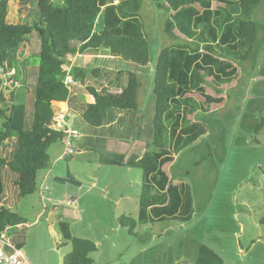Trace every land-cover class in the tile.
I'll use <instances>...</instances> for the list:
<instances>
[{"label": "trees", "instance_id": "16d2710c", "mask_svg": "<svg viewBox=\"0 0 264 264\" xmlns=\"http://www.w3.org/2000/svg\"><path fill=\"white\" fill-rule=\"evenodd\" d=\"M27 1L20 0L21 6ZM31 1L35 2L36 10L29 2L27 23H14L9 19L10 0H0V68L5 74L13 72L8 96L0 78V233L5 228L18 232L17 225L26 223L1 205L6 178L10 173L15 174L14 186L20 198L33 195L38 174L49 166L50 148L66 136L64 130L52 127L53 105L67 104L70 99V88L64 82L66 56L104 49L111 57L138 67H146L149 62V43L139 14L142 0ZM150 1L168 13L163 24L165 35L178 40V44L161 49L157 55L152 82V139L145 144L139 158L125 160L115 155L106 161L141 173L138 218L125 215L116 218L117 224L132 237L137 235V225L147 224L148 213L151 223L166 219L184 223L190 219L192 202L187 190L183 185L173 184L163 168L172 162L177 149L190 145L205 133L200 124L188 123L186 116L192 114L193 106L199 107L196 96L205 104L221 103V99L206 94L205 84L219 94L221 85L236 75L235 61L247 59L257 39V24L252 14L261 2ZM213 2L219 4L215 10ZM26 50L28 54L22 62L30 60L33 69L17 67V58ZM97 72L89 73L97 77ZM18 74L24 79L23 90L32 94V108L26 107V100L17 91L21 84ZM69 75L82 82L86 73L73 69ZM126 75L127 81L121 90L87 88L91 102L73 106L74 113L87 127L97 129L108 125L118 111H139V79L132 72ZM260 119L256 132L264 127V119ZM57 225L64 246L70 247L62 264H93L90 255L97 251L96 243L73 236L66 216ZM146 256H150V251L142 255L144 260ZM194 264L224 262L202 244Z\"/></svg>", "mask_w": 264, "mask_h": 264}, {"label": "rangeland", "instance_id": "374dc122", "mask_svg": "<svg viewBox=\"0 0 264 264\" xmlns=\"http://www.w3.org/2000/svg\"><path fill=\"white\" fill-rule=\"evenodd\" d=\"M27 2L22 7L20 0H10L11 22L27 23L29 2L36 10L34 1ZM218 5L213 3L214 7ZM259 5L255 11L257 17L252 19L254 22L256 19L260 35L264 29V0ZM139 14L149 43V62L146 67L111 57L104 49L78 57L80 62L90 65V69L102 67V81L109 80L111 75L104 71L114 67L127 68L143 78L139 94L142 111L138 138L147 144L152 139V82L157 55L161 49L178 44V40L170 39L164 33L166 12L163 7L156 8L150 0H142ZM25 52L28 54V50ZM31 64L30 60L22 62L17 58L18 68L24 66L26 69ZM234 65L237 67L236 75L220 87L226 104L208 105L204 111L200 105L198 108L193 106L192 114L186 116L188 120L190 118L188 123L200 124L205 133L190 145L177 149L172 162L163 168L172 183L183 185L188 192L192 205L191 217L187 222L166 219L151 223V214L148 213L147 224L137 225L135 237L128 236L127 231L117 224L116 218L120 215L138 218L141 173L135 168L121 169L111 165H105L97 172L96 161L107 159L110 155L106 153L110 151L106 143L104 148L93 146L92 150L82 151L81 154L78 152L72 165L71 160L64 161L68 164V174H56L57 178L52 180L48 192L46 190L47 205L61 207L59 204H62L66 194H77L81 184L88 186L89 182L95 183L85 207L80 209L77 206L80 213L72 215V221L68 220L71 232L75 229L88 233L121 232V236L103 240L102 243L103 251L111 243L117 246V255L112 264H194L202 244L215 251L224 264H264V127L255 131L256 125L261 122L260 118L264 119V38L255 42L246 60H236ZM16 77L21 82L18 93L26 100V107L32 108V94L23 90L22 75ZM91 86L97 89L95 84ZM205 86L206 93L213 92L209 84ZM8 94L9 90H5V95ZM196 100L200 104V100ZM129 146L130 143H121L119 148L127 151ZM122 153L119 155L124 158L126 153ZM119 172H126L127 175L119 179L116 175ZM10 175L15 176L13 173ZM123 181L128 186V195L132 196L114 204L115 184ZM4 184L9 189L13 186L9 177ZM117 188L120 195L125 190L121 184ZM75 194L74 200L78 195ZM32 196L38 199L36 194ZM34 197H25L20 203L27 211L25 219L29 223L34 214L25 206ZM45 226V220L41 219L36 225L24 229V232H47ZM149 248L150 256L145 257V263L139 254ZM59 251L65 253L67 250L59 248Z\"/></svg>", "mask_w": 264, "mask_h": 264}, {"label": "crops", "instance_id": "0c3cea01", "mask_svg": "<svg viewBox=\"0 0 264 264\" xmlns=\"http://www.w3.org/2000/svg\"><path fill=\"white\" fill-rule=\"evenodd\" d=\"M117 1H115L116 3ZM215 3V2H213ZM260 6V5H259ZM258 6V7H259ZM217 7V6H216ZM216 7L212 4V9L215 10ZM257 7V8H258ZM198 12H201L200 8H196ZM256 9L253 11L252 17L256 16ZM166 12V11H165ZM167 14L165 15L164 21L167 17ZM255 14V15H254ZM255 19V18H254ZM255 23L257 24V39L256 41H262L264 38V29H262L261 34L259 35V26L255 19ZM179 35V34H178ZM79 55H75L71 57L68 61V66H70V71L73 69H76L79 72L86 73L85 77L83 78V81H75V85L70 87V99L67 104H55L53 105V110L55 115H63L64 118L61 121L62 123H55L58 125V130L61 128L66 130H76L79 133V138L73 140L72 142V149L73 153L70 157L63 159L62 156V146L61 144H57L54 147H51L49 150V156H50V165L45 170L41 171L38 174V184L37 189L33 195H37L38 199L34 196L33 200H29L27 203L29 205L25 206L30 208V212L34 214L33 220L31 223H29L26 218V210H24V207L20 204L21 201L24 198H20L18 196L17 188L14 186V176L9 175V178L12 180L11 188L9 189L6 187L5 194L1 200V205L8 209L10 212L16 214L18 217L25 220V224H19L17 225L16 229L18 232H11L8 230L7 234L12 244L15 245L18 244L21 246L19 249L22 252V255L24 256V259L29 264H62L63 257L70 252V247L64 246V241L62 239L61 233L58 229V222L63 218L67 217V219L72 221V215L79 214L80 211L78 210L83 209L86 204V200L88 199L89 194H91V190L96 186L95 183L89 182L88 186L81 184L78 187L77 194L71 193V195L66 194L65 198L62 200L61 207L53 206L49 207L47 205V199L46 196V190L48 192V187L52 185V180L57 178L56 174H59L61 172H64L65 174H68V164L64 162L65 160H71L70 165H72L76 161V155L81 154L82 151H89L92 150L93 146L96 148H104L105 143L106 146L110 151L107 150V154H110L107 159L101 160L98 159L96 162L98 165H96V169L99 172L101 170V167L105 165H111L113 167L117 168H127L131 169L126 166H115L112 164L107 163L106 161L111 159L115 155H123L122 152H125L126 155H124V159L127 160L128 155L130 154V157H141L144 149H145V143L138 138L139 136V120L141 117V111H142V103L140 102L139 94L142 91V84H143V78L139 77L136 73V76L139 79L140 82V89L138 92V101L140 103V109L137 113L127 112V111H118L114 114V120L113 122L109 123L106 126L97 128V129H91L85 125L79 116L74 113L73 106L76 108V106H83L87 103L91 102V97L87 93V88L100 91L102 88H106L110 91H119L121 90L127 81V72H132L127 68H110L108 71H104L105 73H110L109 80L102 81L100 77H102L103 71H101L100 68H93L90 69V65L87 63H82L79 60ZM27 57L26 52L22 56H20L21 60H24ZM235 66V65H234ZM236 67V66H235ZM92 70H99L97 72V77H93L89 72ZM236 73H237V67H236ZM11 75L5 74L2 77V88L4 90H8V88L11 85ZM95 84L97 86V89L91 86ZM225 85V84H223ZM222 87V86H221ZM220 89V88H219ZM208 91H212L209 90ZM208 94V93H206ZM213 98H219L221 99V103L215 104H205L203 99L196 98L200 100V105L204 107V109L208 105H219L223 106L226 104L225 100L222 97L221 90L219 94H216L214 92L209 93ZM197 101V100H196ZM59 105H62L64 107H60ZM66 112L70 114V116L66 115ZM190 117V116H189ZM190 120V118H189ZM120 125V126H116ZM111 129L112 131H109ZM121 143H130L129 149L127 151H123L119 146ZM76 152V153H75ZM113 155V156H112ZM93 162L92 164L96 163ZM108 171V168H107ZM109 171H112L109 169ZM165 172V171H164ZM166 173V172H165ZM167 174V173H166ZM119 177L120 176H126V172H119L116 173ZM168 175V174H167ZM169 177V176H168ZM50 179V181H49ZM96 180V179H95ZM122 185V187L125 188L124 192H121V195L118 194V185ZM173 184H176L173 182ZM116 190L114 189L112 202L118 203V200H122L124 198L131 197L132 195H128V186L125 183V181L115 184ZM140 191V187H139ZM117 192V193H116ZM77 195V199L74 200L73 196ZM84 195V196H83ZM100 197V194L98 195ZM48 198V197H47ZM30 199V198H28ZM72 203H69V202ZM73 205V206H72ZM150 212V210H148ZM139 216V210L137 212V217ZM75 217V216H74ZM41 219L45 220L46 223V231L47 232H24V229H27L30 225H36L37 222L41 221ZM121 232H79L77 229L72 232L73 236L79 237V238H86L89 240H92L97 245V251L92 253L90 257L93 260V264H112L115 256L117 255V246L115 243H111L108 245V249L103 251V240H109L111 238L118 237ZM129 236V235H128ZM16 247V245H15ZM59 248H64L66 251L65 253H62L59 251ZM151 248L147 250H142V252L139 254V256L146 254L149 252ZM101 253V254H100ZM103 253V254H102ZM105 257V259L102 260V257ZM132 262V261H130ZM129 262V263H130ZM145 262V260H144ZM146 263V262H145ZM132 264V263H131Z\"/></svg>", "mask_w": 264, "mask_h": 264}, {"label": "built area", "instance_id": "2783aa9c", "mask_svg": "<svg viewBox=\"0 0 264 264\" xmlns=\"http://www.w3.org/2000/svg\"><path fill=\"white\" fill-rule=\"evenodd\" d=\"M73 57L72 55H67L65 58V64L63 65V69L66 71L65 76V84L70 88L75 85L73 78L69 75L70 66H68V60ZM12 75L13 72L6 73ZM5 75L2 68H0V78ZM12 84V83H11ZM67 116H70L69 113L66 112ZM63 115H55L52 127L58 129V125L56 123H62ZM56 121V123H55ZM60 130H63L62 128ZM66 136L62 139L61 144L63 147L62 158L66 159L71 156L73 153L72 142L73 140L79 138V133L76 130H66ZM69 203H72L71 201ZM8 228H5L0 233V264H29L22 255V252L15 247L14 244L11 243L8 237Z\"/></svg>", "mask_w": 264, "mask_h": 264}, {"label": "water", "instance_id": "95a60500", "mask_svg": "<svg viewBox=\"0 0 264 264\" xmlns=\"http://www.w3.org/2000/svg\"><path fill=\"white\" fill-rule=\"evenodd\" d=\"M0 83H1V80H0Z\"/></svg>", "mask_w": 264, "mask_h": 264}]
</instances>
